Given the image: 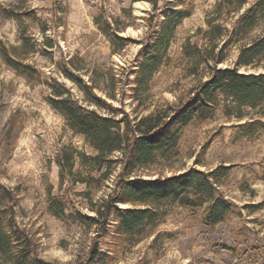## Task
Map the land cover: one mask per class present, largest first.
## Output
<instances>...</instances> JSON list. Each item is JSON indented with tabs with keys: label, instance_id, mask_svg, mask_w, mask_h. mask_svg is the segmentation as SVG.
<instances>
[{
	"label": "rangeland",
	"instance_id": "1",
	"mask_svg": "<svg viewBox=\"0 0 264 264\" xmlns=\"http://www.w3.org/2000/svg\"><path fill=\"white\" fill-rule=\"evenodd\" d=\"M215 1L158 0L155 32L149 36L146 18L153 8L145 0L136 1L142 2L140 7L132 0H0V41L13 46L19 43L21 30L31 34L38 42L36 53L27 61L43 73L41 81L56 78L76 95L80 93L75 85L60 72L62 59L74 58L84 79L94 74L100 86L114 73L120 82L115 100L110 101L134 118L155 105L176 102L196 83L181 55L182 45L188 37L197 40L196 30L206 27V15ZM246 1L241 12L254 0ZM28 10L35 11L37 21L21 15ZM8 11L13 16H5ZM168 11L180 13L174 16L179 22L172 30L166 56L149 82L134 94L145 46ZM228 18L227 22L235 15ZM116 34L127 40L113 39ZM44 37L48 44H41ZM236 54L237 49L231 47L229 58L218 67L231 64ZM44 89L0 58V183L16 196L17 219L34 239L41 258L53 264H84L95 238L93 227L75 222V210L92 214L87 199L77 195L85 186L70 184L67 178L61 184L57 160L63 149L91 150L83 136L47 103ZM100 89L94 91L102 95ZM242 113L240 117L228 115L220 103L207 120L182 131L175 148L179 155L166 161L173 167L164 169L166 175L189 167L211 173L207 180L199 174L193 177L203 203L186 207L172 198L147 200L145 205L156 215L143 232L128 238L116 234L111 214L95 238L101 252L92 264H232L228 259L233 257L236 263H264V115L249 108ZM115 169L118 172L119 167ZM155 170L136 174L153 178ZM101 184L94 198L105 195L111 181ZM49 195L71 201L64 200L63 217L52 213ZM186 195L194 197L193 190ZM119 207L131 205L120 203Z\"/></svg>",
	"mask_w": 264,
	"mask_h": 264
},
{
	"label": "trees",
	"instance_id": "2",
	"mask_svg": "<svg viewBox=\"0 0 264 264\" xmlns=\"http://www.w3.org/2000/svg\"><path fill=\"white\" fill-rule=\"evenodd\" d=\"M145 1L153 8V13L146 18L150 36L155 30L158 0ZM246 3V0L215 1L206 15V27L196 30L197 40L191 41L188 37L182 45L181 55L196 83L176 102L155 105L147 114L134 118L111 102L116 98L115 88L120 82L114 73L109 79H103L101 82L105 83L100 86L94 74L90 79H84L74 65V58L62 59L60 72L75 85L80 93L76 95L56 78L41 81L43 73L27 61L36 53L38 42L31 34L21 30L19 43L13 46L0 41L2 61L27 81L41 83L45 87L47 103L64 116L71 129L83 136L91 150L87 153L63 149L57 162L61 184L67 178L70 184L85 186L77 195L87 199V209L92 214L75 210V222L80 227H93L96 239L111 214L119 237H133L143 232V227L156 215L145 205L147 200L172 198L186 207L203 203V198L197 195L200 190L193 177L199 174L207 180L211 173L194 167L181 173H163L165 168H173L167 166L166 161L179 155V149L175 150L178 137L190 124L207 120L220 103H224L228 115L240 117L243 108L264 115V70L258 72V69H264V0H254L241 12ZM179 13L168 11L153 40L145 46L136 70L134 94L149 82L161 65L172 30L179 22L174 16ZM4 14L13 16L10 11ZM231 14L235 18L227 22ZM21 15L32 22L37 21L34 10L23 11ZM112 38L122 42L127 40L117 34ZM48 42V37H44L41 44ZM231 47L237 49L235 60L218 67L229 58ZM96 88H101L102 95L94 91ZM158 157L162 159L156 162ZM76 162L79 164L77 169ZM117 166L119 169L115 172ZM153 167L157 169L153 178L136 174L148 173ZM106 180L111 181L109 191L94 198L93 193L100 190L101 183ZM191 189L194 197L186 195ZM48 199L52 213L63 217L65 207L71 201L51 195ZM120 203H128L131 207H119ZM16 204L12 190L0 183V264H53L38 255L37 244L17 219ZM95 238L88 247L84 264H92L100 255Z\"/></svg>",
	"mask_w": 264,
	"mask_h": 264
},
{
	"label": "crops",
	"instance_id": "3",
	"mask_svg": "<svg viewBox=\"0 0 264 264\" xmlns=\"http://www.w3.org/2000/svg\"><path fill=\"white\" fill-rule=\"evenodd\" d=\"M228 260H230L232 262V264H243L242 260H239L240 263H236V258H229ZM224 261L227 262V259H225ZM264 262V259L262 260ZM238 262V261H237ZM264 264V263H263Z\"/></svg>",
	"mask_w": 264,
	"mask_h": 264
},
{
	"label": "bare ground",
	"instance_id": "4",
	"mask_svg": "<svg viewBox=\"0 0 264 264\" xmlns=\"http://www.w3.org/2000/svg\"><path fill=\"white\" fill-rule=\"evenodd\" d=\"M141 5H142V2H136V3H135V6H136V7H140Z\"/></svg>",
	"mask_w": 264,
	"mask_h": 264
}]
</instances>
